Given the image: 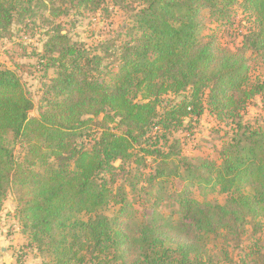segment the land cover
<instances>
[{
  "label": "trees",
  "instance_id": "obj_1",
  "mask_svg": "<svg viewBox=\"0 0 264 264\" xmlns=\"http://www.w3.org/2000/svg\"><path fill=\"white\" fill-rule=\"evenodd\" d=\"M109 5L127 20L96 44L51 25L36 103L17 67L0 65V210L11 190L43 264H264V116L243 121L264 100L246 55L264 65V0H0V38L46 10ZM238 10L254 27L231 50L216 33ZM205 114L230 129L216 158L173 137Z\"/></svg>",
  "mask_w": 264,
  "mask_h": 264
},
{
  "label": "rangeland",
  "instance_id": "obj_2",
  "mask_svg": "<svg viewBox=\"0 0 264 264\" xmlns=\"http://www.w3.org/2000/svg\"><path fill=\"white\" fill-rule=\"evenodd\" d=\"M107 10V12L100 13L68 9L65 15L53 17L46 10L43 13L45 20L38 16L33 21L25 23L27 26L15 21L6 35L0 38V65L17 67L25 88L36 103L40 95L39 87L45 81V77H43L42 69L36 65L35 52L42 51V44L51 25L59 24L63 33H67L72 40L81 41L90 46L115 37L121 32L122 25L127 20L124 9L109 5ZM46 18L49 19L46 20ZM205 22L207 27L214 26V23L209 22L208 19H205ZM253 27L254 17L238 10V14L234 18V25L219 30L216 37L223 46L236 50L242 46V36ZM246 55L249 58L247 65L250 78L263 81V63L260 59L255 58L250 50L246 51ZM48 74H52V69L48 70ZM36 113L34 108L30 114ZM263 116L264 100L255 97L246 107L243 121L253 122ZM186 124L185 120L184 125ZM189 129L173 133V137L178 138L181 142L182 152L187 155L208 158L217 157V151L226 138V132H230L227 126L218 125L214 118L208 114L202 115ZM19 153L18 150L16 156H19ZM206 199L212 203H224L226 195L209 194ZM163 207L162 210L169 214L172 207L168 203H165ZM251 228L252 224L250 223L246 226V232H251ZM247 233L243 234L242 241ZM257 236L260 238L264 257V226L258 231ZM27 239V236L20 232L19 220L16 216V201L10 190L0 210V264H43V256L27 244ZM220 242L219 239L216 244L221 245ZM212 245L213 243L210 244V248L214 250L216 245L214 244L213 247ZM226 250L234 256L235 250L231 246Z\"/></svg>",
  "mask_w": 264,
  "mask_h": 264
},
{
  "label": "crops",
  "instance_id": "obj_3",
  "mask_svg": "<svg viewBox=\"0 0 264 264\" xmlns=\"http://www.w3.org/2000/svg\"><path fill=\"white\" fill-rule=\"evenodd\" d=\"M3 259V258H2Z\"/></svg>",
  "mask_w": 264,
  "mask_h": 264
}]
</instances>
